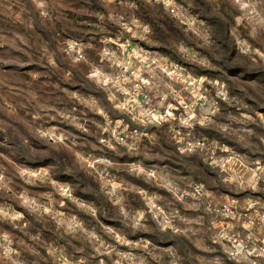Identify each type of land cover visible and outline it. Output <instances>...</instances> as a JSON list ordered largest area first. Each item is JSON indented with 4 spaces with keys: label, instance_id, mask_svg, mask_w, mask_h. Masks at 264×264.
<instances>
[{
    "label": "rangeland",
    "instance_id": "1",
    "mask_svg": "<svg viewBox=\"0 0 264 264\" xmlns=\"http://www.w3.org/2000/svg\"><path fill=\"white\" fill-rule=\"evenodd\" d=\"M246 224L264 0H0V264H264Z\"/></svg>",
    "mask_w": 264,
    "mask_h": 264
},
{
    "label": "crops",
    "instance_id": "2",
    "mask_svg": "<svg viewBox=\"0 0 264 264\" xmlns=\"http://www.w3.org/2000/svg\"><path fill=\"white\" fill-rule=\"evenodd\" d=\"M250 216L251 217H256V214L255 215H252V214H250ZM245 226H247L246 228H247V230H249L250 231V234H258L259 236L258 237H260V236H264V230L263 229H260V228H258V226H250V224H246Z\"/></svg>",
    "mask_w": 264,
    "mask_h": 264
}]
</instances>
